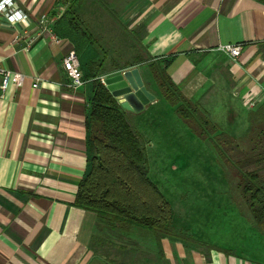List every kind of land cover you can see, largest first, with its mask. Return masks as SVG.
Listing matches in <instances>:
<instances>
[{
  "label": "crops",
  "instance_id": "0c3cea01",
  "mask_svg": "<svg viewBox=\"0 0 264 264\" xmlns=\"http://www.w3.org/2000/svg\"><path fill=\"white\" fill-rule=\"evenodd\" d=\"M13 1L28 19L0 13V64L27 79L0 95V264H114L91 246L96 214L74 205L88 163L84 71L105 85L133 67L154 96L140 111L122 108L143 139L148 177L170 204L172 228L208 246L161 235L152 264H264V235L232 202L214 152L161 97L149 68L167 60L185 97L228 134L244 135L248 112L264 101V4L81 0L75 21L85 42L61 20L72 0ZM221 44H240V54L231 58ZM71 50L79 87L63 68Z\"/></svg>",
  "mask_w": 264,
  "mask_h": 264
},
{
  "label": "trees",
  "instance_id": "16d2710c",
  "mask_svg": "<svg viewBox=\"0 0 264 264\" xmlns=\"http://www.w3.org/2000/svg\"><path fill=\"white\" fill-rule=\"evenodd\" d=\"M264 4V0H257ZM72 0L61 20L81 32L75 21ZM168 61L149 65L161 97L192 134L206 142L215 153L233 196L231 200L252 226L264 235V101L247 115L244 135L234 137L224 131L198 103L185 97L166 72ZM91 78L90 106L86 114L87 167L75 195L76 207L92 211L98 232L116 225L152 233L156 242L169 235L185 242H197L171 226V207L148 177L144 142L129 123L122 107L105 85L95 78L92 68L84 71ZM105 236L94 234L91 243L105 246ZM92 246V244H91Z\"/></svg>",
  "mask_w": 264,
  "mask_h": 264
},
{
  "label": "rangeland",
  "instance_id": "374dc122",
  "mask_svg": "<svg viewBox=\"0 0 264 264\" xmlns=\"http://www.w3.org/2000/svg\"><path fill=\"white\" fill-rule=\"evenodd\" d=\"M107 50H109V48ZM111 228H112L111 230L110 229L108 230L105 227L102 231L98 232V229L95 231V234L99 236L104 235L105 238L107 239V242H105V246H100L97 244L95 245L91 243L93 249L98 254L105 255L107 258H109V260L114 261V264H146V263L152 264L153 263L156 256H152V252H154L155 255L156 250L154 246V238L152 233L146 231L144 232L143 230L140 231L138 229H131L130 231L124 232L123 230L116 227V225ZM136 247H139V249H141L140 251L146 254L142 255V257L138 255V257H135L133 259L131 257L125 256V253H129V251L131 250L133 252L132 257H134L136 254L134 253ZM117 254H121L122 256L117 257L116 260H113V258H115ZM128 255H130V253Z\"/></svg>",
  "mask_w": 264,
  "mask_h": 264
},
{
  "label": "built area",
  "instance_id": "2783aa9c",
  "mask_svg": "<svg viewBox=\"0 0 264 264\" xmlns=\"http://www.w3.org/2000/svg\"><path fill=\"white\" fill-rule=\"evenodd\" d=\"M13 0H1L0 1V13L5 15L9 20L13 21L16 19H28L25 14L20 13L18 10H13ZM44 20V19H43ZM31 40H29L30 44ZM217 49L223 53L228 54L231 58H236L241 51L240 44H221ZM63 68L67 72L71 85L73 87H79L83 84L84 76L80 70V64L78 57L74 50H71L63 58ZM25 74L16 72L5 68L0 64V95H2L9 86L21 87L26 81ZM38 78L34 79L32 87L36 88L38 85Z\"/></svg>",
  "mask_w": 264,
  "mask_h": 264
},
{
  "label": "water",
  "instance_id": "95a60500",
  "mask_svg": "<svg viewBox=\"0 0 264 264\" xmlns=\"http://www.w3.org/2000/svg\"><path fill=\"white\" fill-rule=\"evenodd\" d=\"M104 82L111 95L126 110L140 111L154 97L145 88L136 67L107 76Z\"/></svg>",
  "mask_w": 264,
  "mask_h": 264
}]
</instances>
